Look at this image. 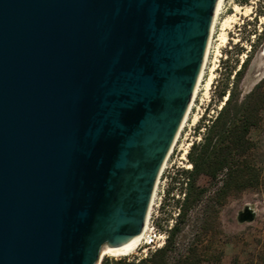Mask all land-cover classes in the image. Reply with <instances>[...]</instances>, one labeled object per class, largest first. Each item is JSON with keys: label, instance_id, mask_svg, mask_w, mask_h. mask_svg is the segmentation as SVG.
I'll return each mask as SVG.
<instances>
[{"label": "water", "instance_id": "water-1", "mask_svg": "<svg viewBox=\"0 0 264 264\" xmlns=\"http://www.w3.org/2000/svg\"><path fill=\"white\" fill-rule=\"evenodd\" d=\"M217 1L0 0V264L138 237Z\"/></svg>", "mask_w": 264, "mask_h": 264}, {"label": "rangeland", "instance_id": "rangeland-1", "mask_svg": "<svg viewBox=\"0 0 264 264\" xmlns=\"http://www.w3.org/2000/svg\"><path fill=\"white\" fill-rule=\"evenodd\" d=\"M235 3L241 5L244 11L246 6H250L251 12L238 15L227 29V41L221 44L219 37L223 21L234 13ZM212 67H215V73L209 93L206 94L204 84L211 75ZM241 67L239 89L243 97L256 83L264 80V0H224L221 5L195 105L159 175L155 198L150 208L149 226L153 224L167 237L179 218L180 206L186 194L184 170L190 168L186 166L189 163L188 152L185 159H182L184 150L188 143L189 151L192 143L200 140L205 130L204 125L221 107L224 97L221 98L219 93L232 85L235 72ZM196 113L199 117L193 123ZM250 135L257 143L254 154L264 172V115L262 122ZM198 184L207 187L208 191L201 201L191 207L181 223L174 246L169 252L170 264H177L180 257L191 251H196L203 257L199 264H264V185L248 188L229 196L223 204H217L211 199L215 187L210 185L209 178L200 176ZM246 207L254 211V219L240 221L239 213ZM212 208L219 211L218 218L209 224V230L206 231V218L213 211ZM154 250L156 249H148L147 254L142 255L143 258L150 256ZM138 252L140 249L124 256L108 255L98 264L105 259H108L107 264H113L114 260L121 258L141 259Z\"/></svg>", "mask_w": 264, "mask_h": 264}, {"label": "trees", "instance_id": "trees-1", "mask_svg": "<svg viewBox=\"0 0 264 264\" xmlns=\"http://www.w3.org/2000/svg\"><path fill=\"white\" fill-rule=\"evenodd\" d=\"M246 61H244L245 63ZM242 67L235 72L231 86L223 88L219 93L227 96L224 104L215 116L204 125L200 140L194 141L188 151L190 169L184 170L186 176V194L180 206L179 218L170 229L164 246L154 250L150 256L141 259H118L113 264H170L169 252L174 246L175 236L181 229V223L191 207L201 201L208 188L198 184L200 176L209 178L214 186L211 197L217 204H223L231 196L248 188L264 185V172L255 158L256 141L251 131L258 127L264 115V80L241 97L239 84ZM206 218V231L209 224L217 220L219 211L212 208ZM203 257L196 251L180 257L177 264H199ZM108 259L100 264H107ZM264 263V253L262 255Z\"/></svg>", "mask_w": 264, "mask_h": 264}, {"label": "bare ground", "instance_id": "bare-ground-1", "mask_svg": "<svg viewBox=\"0 0 264 264\" xmlns=\"http://www.w3.org/2000/svg\"><path fill=\"white\" fill-rule=\"evenodd\" d=\"M223 1L224 0H218L217 3H216V7H215V10H214V15H213V19H212V24H211V28H210V34H209V38H208V43H207V46H206V52H205V55H204V60H203L202 66H201V70H200V73L198 75V78H197V81H196V84H195V87H194V91H193L192 97L190 99V102L188 104L186 112H185V114H184V116L182 118V121H181L180 126L178 128V131H177L176 136L174 138V141L172 143L171 149H170L168 155L166 156V158H165V160H164V162L162 164L160 173H162V171L164 170V168L166 166V162L168 160V157L170 156V154L172 152V149H173L178 137L180 136L182 130L185 128V126L187 124V121H188V118L190 116V113L192 111V108L195 105V100H196V97L198 95L200 85L203 82L204 70H205L206 61H207V58H208V53H209L210 43H211V40H212V34H213L214 26H215L216 20L218 18V14L220 12L221 5H222ZM243 9L244 8L241 5L235 3L234 7H233L234 13L229 14L224 19L222 32H221L220 37H219L221 39V44H223L224 42L227 41V38H228L227 29L231 25V23L234 22L238 18V15L240 13L241 14L242 13L243 14H248L249 12H251V7L250 6H246L245 11ZM217 51L220 54V48H218ZM214 69H215V67H212L211 75H210L209 78L206 79L205 84H204L205 85L204 89L206 90V94L209 93V89H210V86H211V83H212V80H213V77H214V73H215ZM226 99H227V96H225V98L223 99L222 104H224V100H226ZM198 117H199L198 113L194 114L193 123H195L197 121ZM189 145H190V143H188V146L185 148L183 156H182V159H185L186 153L188 152ZM186 166L188 168H191L192 164L189 162ZM160 173H159V175H160ZM158 181H159V176H158V178L156 180V183L154 185V189L152 191V195H151V198H150V201H149V205H148V210H147L144 226H143L142 230L139 232L138 237L135 240H133V241L123 240V241H120V242H108V243L104 244L102 246L101 250H100V260H102L105 256H108V255H111V256H124V255H129V254H131L134 251L137 252V250L139 249V247L141 246V244L143 242L145 231H146V229L148 227V217L150 215V208H151V206L153 204V201H154V198H155Z\"/></svg>", "mask_w": 264, "mask_h": 264}, {"label": "built area", "instance_id": "built-area-1", "mask_svg": "<svg viewBox=\"0 0 264 264\" xmlns=\"http://www.w3.org/2000/svg\"><path fill=\"white\" fill-rule=\"evenodd\" d=\"M166 239H167L166 234L161 233V231H159L157 227H155L153 224L150 226L148 224V227L145 231V235L143 238V242L139 247L140 249V252H138L140 256L139 258H143L142 255H146L147 250L150 248L157 249L162 247L165 244Z\"/></svg>", "mask_w": 264, "mask_h": 264}]
</instances>
